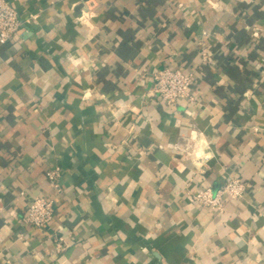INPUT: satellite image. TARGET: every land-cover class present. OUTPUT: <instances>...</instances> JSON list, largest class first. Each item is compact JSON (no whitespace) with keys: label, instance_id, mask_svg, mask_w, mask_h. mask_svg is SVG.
I'll return each mask as SVG.
<instances>
[{"label":"crops","instance_id":"0c3cea01","mask_svg":"<svg viewBox=\"0 0 264 264\" xmlns=\"http://www.w3.org/2000/svg\"><path fill=\"white\" fill-rule=\"evenodd\" d=\"M7 1L0 264H264V0ZM162 66L193 100L152 93ZM227 175L246 186L221 213L192 198Z\"/></svg>","mask_w":264,"mask_h":264},{"label":"built area","instance_id":"2783aa9c","mask_svg":"<svg viewBox=\"0 0 264 264\" xmlns=\"http://www.w3.org/2000/svg\"><path fill=\"white\" fill-rule=\"evenodd\" d=\"M25 20L7 0H0V44L10 42L17 35ZM193 72L180 68L162 66L152 75L151 91L165 103H174L181 98L193 100L190 93ZM61 170L54 166L47 172V178L58 190ZM245 182L237 176L227 175L221 185L213 191L209 187L199 189L192 198L202 207L215 213L224 210L227 200L240 199L245 191ZM25 221L37 228L50 223L54 214V202L46 196H35L24 209ZM60 240V239H59ZM59 240L56 245L59 248Z\"/></svg>","mask_w":264,"mask_h":264}]
</instances>
